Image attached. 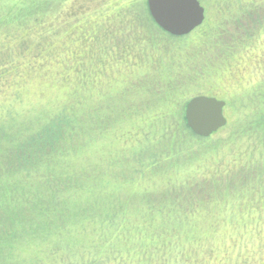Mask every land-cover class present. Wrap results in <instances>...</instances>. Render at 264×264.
<instances>
[{
	"label": "rangeland",
	"instance_id": "rangeland-1",
	"mask_svg": "<svg viewBox=\"0 0 264 264\" xmlns=\"http://www.w3.org/2000/svg\"><path fill=\"white\" fill-rule=\"evenodd\" d=\"M199 1L172 37L148 0H0V204L13 175L34 201L0 264H264V0ZM198 96L228 102L209 138Z\"/></svg>",
	"mask_w": 264,
	"mask_h": 264
},
{
	"label": "water",
	"instance_id": "water-1",
	"mask_svg": "<svg viewBox=\"0 0 264 264\" xmlns=\"http://www.w3.org/2000/svg\"><path fill=\"white\" fill-rule=\"evenodd\" d=\"M148 10L157 26L172 37H184L205 23L206 10L199 0H148ZM227 103L198 96L187 103L185 119L192 133L209 138L228 125Z\"/></svg>",
	"mask_w": 264,
	"mask_h": 264
},
{
	"label": "trees",
	"instance_id": "trees-1",
	"mask_svg": "<svg viewBox=\"0 0 264 264\" xmlns=\"http://www.w3.org/2000/svg\"><path fill=\"white\" fill-rule=\"evenodd\" d=\"M25 10V9H24ZM21 11V9H19V12ZM18 12V13H19ZM27 14H29L28 12H26ZM19 15H21V13H19ZM26 19V17L23 19V20H25ZM150 24V23H149ZM227 104H228V102H227ZM179 124L180 125H183V124H181V122H179ZM229 124V123H228ZM181 127V126H180ZM52 129H55V128H52ZM223 129V128H222ZM221 131V130H220ZM51 134V138L52 139H55L53 136L54 135H56V133H54V132H52V133H50ZM39 135H36V137H35V139H34V141L35 140H37L38 141V139H44L43 137H38ZM43 136V135H42ZM198 137V136H197ZM51 138H46L47 140L45 141L44 140V142L41 144V145H39V146H41V147H50V148H53L55 145H56V143L55 142H53V141H55V140H52ZM58 144L57 145H59V142H57ZM20 150V149H19ZM24 155V154H23ZM49 158H47V159H51L50 157H53V155L52 156H48ZM8 160V159H7ZM17 163L20 165V163L21 162H27V160L25 159V156H23L22 157V154H21V156H19V157H17ZM8 165V166H7ZM13 165H11V163L10 162H8V163H6V164H4V165H1L0 166V176H1V174L2 173H7V171H8V173L9 172H11V173H13L12 171L13 170H10L11 169V167H12ZM1 171H3V172H1ZM13 178L12 179H9L10 181L8 182V183H3V184H9V183H13V184H15V182H12L15 178H16V176L15 175H13L12 176ZM13 184H12V186H11V189L9 188V196L7 197V198H12L13 197V195H16V194H21L20 195V197H16L15 199H17L18 201H17V203H18V205H16V206H18V209L19 208H21V207H25V208H27L28 206H32L33 204H34V201H32V199L29 197V191H28V187L26 188V186L25 185H21V186H16V189H14L13 188ZM0 185H2V184H0ZM27 190V191H26ZM25 192H26V194H25ZM31 192V191H30ZM10 193H12V195L10 194ZM25 195V196H24ZM0 196H3V195H0ZM9 198V199H10ZM5 199V198H4ZM9 199H7L6 201L4 200L1 204H0V208H6L8 205H13V202L11 201V199H10V201H9ZM21 205V207H20V205ZM71 206L70 205H68L67 206V208H69V209H71L70 208ZM17 209V210H18ZM23 212V211H22ZM21 212V213H22ZM21 217L22 216H24V215H20ZM3 220V218L0 216V258H1V255H2V253H3V246H4V242H5V238H7V239H11V237H12V239L14 238V236H15V233H13V232H11V234L9 235L8 233H6L7 232V230H1L2 229V224H1V221ZM90 260H92V261H90L91 262V264H101V263H95V260L94 259H90ZM4 264H6V262L4 263Z\"/></svg>",
	"mask_w": 264,
	"mask_h": 264
}]
</instances>
